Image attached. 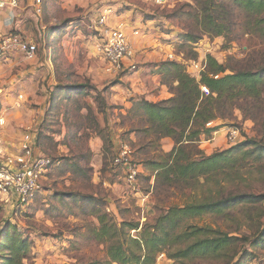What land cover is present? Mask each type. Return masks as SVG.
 Wrapping results in <instances>:
<instances>
[{"label": "rangeland", "instance_id": "1", "mask_svg": "<svg viewBox=\"0 0 264 264\" xmlns=\"http://www.w3.org/2000/svg\"><path fill=\"white\" fill-rule=\"evenodd\" d=\"M207 1L225 28L222 36L201 27ZM11 8L12 26L0 36H21L36 47V55L26 59L15 50L0 55V172L18 167L25 141L39 156L36 132L54 166L38 176V188L25 203L0 190V264L13 257L1 247L13 237L28 243L24 259L15 264L105 263L112 242L97 236L103 217L102 224L116 225L114 239L141 261L147 236L168 235L167 245L146 264H264V93L235 100L223 118L206 125L216 131L184 146L189 161L199 159L198 153L210 157L238 148L225 154L236 160L206 181L171 187L157 178L150 162L170 161L166 154L179 146L170 139L172 149L165 153L161 139L144 135L148 125L135 106L174 98L177 83L168 63L180 65L197 82L209 58L226 75L264 69V38L253 31L256 18L233 0H17ZM105 10L112 28L122 26L133 70L112 68L99 51L106 41L98 25ZM231 130L239 134L235 143L227 139ZM95 135L99 153L91 149ZM124 145L138 171L133 188L126 167L113 165ZM250 149L253 155L240 154ZM222 200L227 202L221 212L182 218L173 229L160 222L170 208ZM192 229L200 232L191 235ZM216 233L236 238L235 246L220 256L179 258V251Z\"/></svg>", "mask_w": 264, "mask_h": 264}, {"label": "trees", "instance_id": "2", "mask_svg": "<svg viewBox=\"0 0 264 264\" xmlns=\"http://www.w3.org/2000/svg\"><path fill=\"white\" fill-rule=\"evenodd\" d=\"M233 1L245 15L256 18L253 31L260 32L259 36L264 38V0ZM210 2H205V7L202 9L201 27L208 34L222 36L225 28L211 13ZM167 66L173 70L172 78L177 83L174 98L160 103L140 101L135 106L136 112L142 114L141 123L145 122L148 125L144 135H153L159 140L169 138L179 147L175 154L174 151L166 154V159L170 161L162 163L151 161L150 165L153 166L157 178H161L163 184L165 183L168 187L181 182L187 185L188 181L193 179L206 181L211 174L223 170L224 164H232L236 160V158L225 154L238 150V148L210 157L198 153L196 156L199 155V159L189 161V156L185 155L184 148L186 147L184 146L195 144L200 141L201 136L205 137L216 131V129H207L206 125L217 118H223L227 108L235 106V100L260 99L264 93V69L226 75L225 68L209 58L206 71L202 73L201 79L197 82L188 76L180 65L168 63ZM171 70L168 71L171 72ZM202 88L207 90V95L202 91ZM246 144L248 142L243 145ZM253 150L255 149L241 151L240 154L242 156L253 155L255 152ZM251 198L247 197L246 199ZM226 202L222 200L170 208L167 214L162 216L160 222L166 220L168 227L173 229L182 218L202 216L207 212H221L220 208ZM103 221H106L105 217L99 220L102 226L97 236L112 243L107 249L108 261L94 264H146L150 261L151 253L155 250L159 251V248L167 245L168 235L166 236V234L162 238L154 235L147 236V239H144L147 255L141 261V256L133 252L128 253L123 244L114 239L117 236L116 225L107 226L102 224ZM198 232H200L198 229H192L190 234L195 235ZM236 241V238L216 233L213 238L197 239L179 251V258L220 256L230 246L234 247ZM135 243L138 245L137 242ZM1 247L10 250L13 255L12 258L4 259L5 264H12L15 260L20 263L24 259L21 254H26L28 243L13 237L8 245H1Z\"/></svg>", "mask_w": 264, "mask_h": 264}, {"label": "built area", "instance_id": "3", "mask_svg": "<svg viewBox=\"0 0 264 264\" xmlns=\"http://www.w3.org/2000/svg\"><path fill=\"white\" fill-rule=\"evenodd\" d=\"M39 3V0H36ZM5 3L0 1V9L4 7ZM10 7L16 8L17 0H10ZM110 13L105 10L100 15L98 25L101 33L106 41L99 47V51L104 55L110 66L115 69L126 67L129 70L134 69V65L129 64L130 59L133 58V52L129 46L128 40L123 32L122 26L112 28L108 24ZM138 32H135L137 35ZM9 50H15L23 55L26 59H33L36 55V47L22 39L19 35H10L8 37L0 36V55H4ZM217 78V77H215ZM202 91L207 95L208 92L205 88ZM239 134L236 130L228 132V141L235 143L238 140ZM25 140H28L26 138ZM130 151L126 145L122 146L121 151L118 153L114 164L122 165L127 170V185L134 187L138 175L135 165L130 164ZM16 169L11 171L0 172V190L4 192H12L18 199L17 202L25 203L38 188V176L47 169L54 166V161L47 156H34L32 149L24 142L23 147L17 158ZM10 167V165H8ZM11 168V167H10Z\"/></svg>", "mask_w": 264, "mask_h": 264}, {"label": "crops", "instance_id": "4", "mask_svg": "<svg viewBox=\"0 0 264 264\" xmlns=\"http://www.w3.org/2000/svg\"><path fill=\"white\" fill-rule=\"evenodd\" d=\"M0 1L5 3L4 7L2 9H0V35H3L12 26L10 21L12 19L11 14H14V10L11 7H9V0L8 1L0 0ZM30 128H31V126H30ZM33 130L35 131V130H37V128L34 126ZM60 134L62 136V130L60 131ZM76 134H77V131L74 132L73 136H75ZM54 136L55 135H51V138L52 137L54 138ZM34 138H35L34 154L46 156L47 155L46 154L47 150L45 149V146L40 144V142H39V134H37V132L34 133L33 139ZM58 138H60V137H58ZM100 143L101 142H100V139L98 138V136H96V135L93 136L91 138V140H90V144L92 146L91 149L94 150V152L99 153V150H100V147H101ZM117 143H118V141L114 139L113 140V144L116 146V148H118V146H119ZM160 144H161V149L165 153H168L172 149V145H173L172 141L170 139H168V138L162 139ZM202 150H203V152L206 153V155L209 154L208 151L203 149V147H202ZM113 165H114V163H113ZM114 167L120 168L119 166H116V165H114Z\"/></svg>", "mask_w": 264, "mask_h": 264}]
</instances>
